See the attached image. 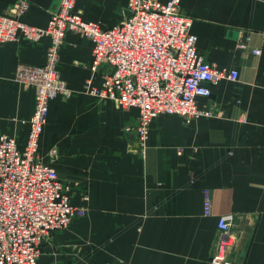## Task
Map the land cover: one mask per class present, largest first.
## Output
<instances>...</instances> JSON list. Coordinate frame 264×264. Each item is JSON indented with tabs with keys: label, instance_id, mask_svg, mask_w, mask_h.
Returning <instances> with one entry per match:
<instances>
[{
	"label": "crops",
	"instance_id": "crops-1",
	"mask_svg": "<svg viewBox=\"0 0 264 264\" xmlns=\"http://www.w3.org/2000/svg\"><path fill=\"white\" fill-rule=\"evenodd\" d=\"M16 1L0 0V15ZM28 1L22 21L47 28L61 0ZM77 7L104 28L130 16L128 0H78ZM180 13L194 20L205 61L237 70L239 79L199 98L213 117L190 125L176 115L156 118L144 147L136 134L140 111L90 93L107 70L92 71L91 40L65 35L57 71L69 95L50 102L39 153L50 163L57 149L52 166L72 202L89 210L46 240L38 264H212L221 216L237 236L228 258L264 264V0H181ZM50 45L49 36L0 43V134L20 149L36 92L15 80L16 71L43 66ZM205 189L213 195L211 217L203 214Z\"/></svg>",
	"mask_w": 264,
	"mask_h": 264
},
{
	"label": "built area",
	"instance_id": "built-area-1",
	"mask_svg": "<svg viewBox=\"0 0 264 264\" xmlns=\"http://www.w3.org/2000/svg\"><path fill=\"white\" fill-rule=\"evenodd\" d=\"M77 3L61 0L45 29L22 21L30 7L28 0H17L9 15H0V43L19 36L32 42L51 38L46 63L20 65L15 75L19 84L36 92L24 148H19L15 138L0 134V264H38L46 240L89 210L85 203L72 202L69 187L52 166L57 149L50 150V163L39 153L50 102L69 95L57 71L59 50L68 32L93 43V72L107 66L102 87L91 88L90 93L119 108L140 111L136 134L142 147L152 122L161 115L179 116L187 125L213 117L211 109L199 108V98L211 97L212 85L239 79L237 70L210 64L199 53L198 38L192 32L194 20L180 13L181 0H128L130 16L111 28L85 20ZM203 195V214L211 217L212 191L205 189ZM236 240L230 218L221 216L211 263L234 264L228 256Z\"/></svg>",
	"mask_w": 264,
	"mask_h": 264
}]
</instances>
